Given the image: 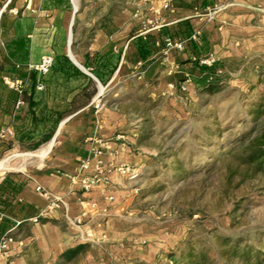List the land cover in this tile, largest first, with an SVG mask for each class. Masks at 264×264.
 Segmentation results:
<instances>
[{
	"label": "crops",
	"instance_id": "obj_1",
	"mask_svg": "<svg viewBox=\"0 0 264 264\" xmlns=\"http://www.w3.org/2000/svg\"><path fill=\"white\" fill-rule=\"evenodd\" d=\"M263 38L264 0H0V240L14 237L2 264H141L130 259L141 245V99L196 100L210 55L226 72L236 61L263 70ZM48 57L51 69L38 71ZM36 125L53 135L29 151L17 131ZM98 153L103 173L85 192L72 179L87 161L93 176ZM20 157L40 163L17 170ZM38 186L65 206L49 210Z\"/></svg>",
	"mask_w": 264,
	"mask_h": 264
},
{
	"label": "rangeland",
	"instance_id": "obj_2",
	"mask_svg": "<svg viewBox=\"0 0 264 264\" xmlns=\"http://www.w3.org/2000/svg\"><path fill=\"white\" fill-rule=\"evenodd\" d=\"M257 54L264 59L263 51ZM244 63H229L227 72L218 68L217 72L224 74L219 77L222 90L217 95L198 90L196 100L191 102L185 97L176 103L141 99L136 146L141 155L137 186L141 204L134 215L141 221V245L131 252L134 257L130 259L137 260L140 255L141 264H176L174 260L192 264L187 253L193 251L221 264L216 255L218 238H229L232 243L242 240V246H254L264 253V191L259 194L258 183H241L240 177L229 181L228 171L222 166L212 173L199 172L198 168L206 159L197 151L200 145H206L203 153L216 151L204 137L211 131H221L222 135L213 138L221 149L232 139L231 134H239L240 123L248 119L251 107L264 101V69L258 62L259 66L253 61ZM179 162L187 171L184 176L173 172ZM39 163L38 157H20L14 168L35 169ZM210 163L207 158L204 165ZM125 168L139 173L132 167ZM114 264L137 263L128 260Z\"/></svg>",
	"mask_w": 264,
	"mask_h": 264
},
{
	"label": "trees",
	"instance_id": "obj_3",
	"mask_svg": "<svg viewBox=\"0 0 264 264\" xmlns=\"http://www.w3.org/2000/svg\"><path fill=\"white\" fill-rule=\"evenodd\" d=\"M200 78L197 79L199 91L202 94L214 96L221 92L222 83L219 80L218 74L219 65L217 63L212 66L198 65ZM32 104V103H31ZM247 120L242 121L241 131L239 134H231L232 139L224 142L221 149L218 144L213 143V138L222 135L221 131H209L210 133L204 139L211 142L210 146L216 147V151L203 153L206 145H200L198 152L211 159V163L202 164L198 167L199 172L212 173L218 166H222L228 171V180L231 181L235 177H240L241 183L257 182L259 194L264 191V101L258 105H253L248 113ZM38 118H33L36 124ZM40 126L36 125L35 130H19L17 131V140L24 144H30L25 149L32 151L47 142L53 135V131L37 130ZM203 139V138H202ZM201 139V140H202ZM220 152L218 153V151ZM176 169H173L179 176H184L185 171L183 163L176 164ZM244 241L239 240L232 243L229 238L217 239V256H220L221 264H232L238 261L239 264H264V253L261 249H256L254 246H242ZM174 257H171L173 259ZM187 258L193 262L192 264H216V259L208 256H197L193 251L187 253ZM178 264L177 260H174Z\"/></svg>",
	"mask_w": 264,
	"mask_h": 264
},
{
	"label": "built area",
	"instance_id": "obj_4",
	"mask_svg": "<svg viewBox=\"0 0 264 264\" xmlns=\"http://www.w3.org/2000/svg\"><path fill=\"white\" fill-rule=\"evenodd\" d=\"M166 46H167L168 50H172V49L183 50L184 49V43H181V42L176 43V42H173L171 40L166 41ZM215 62H216V60L212 55H210L209 57L200 61V63L202 65H207V66H212L213 64H215ZM52 65H53V59L48 57L42 61V63L37 67V70L42 72V73H47L51 69ZM171 87H173V86H171ZM14 88L16 90L21 91V86L18 84H15ZM181 91L182 92H188V86L183 85L181 87ZM19 104H22V103L19 102ZM94 158H95L97 164H96V168H95V174L93 176L84 175V173L90 167L89 166L90 162L87 161V162H84L82 164L80 175L77 178L72 179L73 182L80 180V184L82 185V189L85 192L90 191L92 189V187L96 183L99 182L100 175L103 173V162L101 160L100 153H98ZM122 170L126 171L128 173V176L130 179H136L139 176L138 173L131 172L129 169L124 168ZM36 190L42 197H45V198L50 200L49 210L57 211V210H60L63 206H65V202L62 198L53 196L49 191H47L43 187L38 186ZM65 216L67 217V219L72 224L79 225V226L83 224V216L71 218L67 214V211L65 212ZM34 221H37V219H35ZM87 237L88 238H94V233L92 230L91 231L89 230L87 232ZM12 243H14V237L12 235H6V236L1 238V240H0V264H2L3 261H5L6 259H8L10 257L9 246Z\"/></svg>",
	"mask_w": 264,
	"mask_h": 264
},
{
	"label": "bare ground",
	"instance_id": "obj_5",
	"mask_svg": "<svg viewBox=\"0 0 264 264\" xmlns=\"http://www.w3.org/2000/svg\"><path fill=\"white\" fill-rule=\"evenodd\" d=\"M46 152L47 151H42V152H40L39 154H38V156H40V157H44L45 155H46ZM26 156V155H25ZM4 166V164L3 163H1L0 164V167H3Z\"/></svg>",
	"mask_w": 264,
	"mask_h": 264
}]
</instances>
